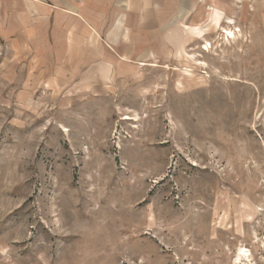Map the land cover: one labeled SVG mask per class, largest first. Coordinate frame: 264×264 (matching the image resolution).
I'll return each mask as SVG.
<instances>
[{"label": "rangeland", "instance_id": "rangeland-1", "mask_svg": "<svg viewBox=\"0 0 264 264\" xmlns=\"http://www.w3.org/2000/svg\"><path fill=\"white\" fill-rule=\"evenodd\" d=\"M178 2L66 80L0 0V264H264V0Z\"/></svg>", "mask_w": 264, "mask_h": 264}, {"label": "crops", "instance_id": "crops-1", "mask_svg": "<svg viewBox=\"0 0 264 264\" xmlns=\"http://www.w3.org/2000/svg\"><path fill=\"white\" fill-rule=\"evenodd\" d=\"M155 1L159 0H130V5L127 0H8V3L10 7L16 3L25 7V36L30 39L36 36L30 28L32 14L48 19L43 23L49 27L48 43L35 50V59L48 63L42 68L47 75L71 80L95 71L99 68L96 65L143 61V42H139L136 31L143 28V18L150 22ZM144 5L149 11H145ZM141 12L146 17H141Z\"/></svg>", "mask_w": 264, "mask_h": 264}, {"label": "bare ground", "instance_id": "bare-ground-1", "mask_svg": "<svg viewBox=\"0 0 264 264\" xmlns=\"http://www.w3.org/2000/svg\"><path fill=\"white\" fill-rule=\"evenodd\" d=\"M230 35L233 33L232 31H229ZM233 35V34H232ZM140 65H145V63H141Z\"/></svg>", "mask_w": 264, "mask_h": 264}]
</instances>
